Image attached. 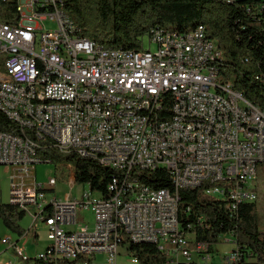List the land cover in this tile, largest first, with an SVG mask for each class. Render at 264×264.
Instances as JSON below:
<instances>
[{
  "label": "built area",
  "instance_id": "built-area-1",
  "mask_svg": "<svg viewBox=\"0 0 264 264\" xmlns=\"http://www.w3.org/2000/svg\"><path fill=\"white\" fill-rule=\"evenodd\" d=\"M68 1L17 0L15 19H0V109L26 132V138L0 133V165L13 168L8 204L29 214L28 233L39 224L46 230L50 244L36 258L94 264L103 254L105 264H117L123 241L130 240L157 245L167 257L165 264H197L194 255L210 263L209 246L181 233L178 191L220 182L206 188V194L234 210L257 202L264 110L230 80H220L212 54L221 52L203 29L188 36L156 29L148 36V50L143 42L139 51L97 48L76 33L66 12ZM49 20L56 30L45 28ZM31 56L42 59V78H34ZM168 95L174 101L172 114L160 120ZM52 98L73 100V108L42 117L45 101ZM120 108H127V115H120ZM137 108H148V115H137ZM42 144L118 166L126 178L113 180L109 197L90 190L80 200L50 199L57 179L45 189L33 173L44 163L38 155ZM135 169H165L176 192L131 180ZM80 210L92 212L93 231L89 223L67 229L77 225ZM18 243L0 237L1 245L28 260ZM225 258L226 264L239 260L234 251ZM131 263L137 264V258L132 256Z\"/></svg>",
  "mask_w": 264,
  "mask_h": 264
},
{
  "label": "trees",
  "instance_id": "trees-1",
  "mask_svg": "<svg viewBox=\"0 0 264 264\" xmlns=\"http://www.w3.org/2000/svg\"><path fill=\"white\" fill-rule=\"evenodd\" d=\"M17 0H0V19H15ZM66 12L78 27L76 33L104 49L139 51L142 42L152 31L165 29L177 33L202 28L214 41L219 57L214 62L221 81L230 80L233 88L245 99L264 110V1L263 0H69ZM160 120L171 117L173 98H163ZM25 137L23 131L0 109V133ZM45 146L46 144H42ZM38 155L44 163L71 165L75 183L87 184L93 192L109 197V186L115 179H124L116 169L76 152L60 153L52 144L39 147ZM264 167V164H262ZM131 180L154 190L176 192L171 174L165 169L139 171ZM124 180H121L123 182ZM207 184L198 189L178 191L181 233L213 248L221 237L233 235L234 252L246 264L255 260L264 264V231L259 227L257 202L239 204L234 210L228 202L206 194ZM26 213L8 203H0V220L9 231L23 236L20 222ZM130 242L131 256L139 264H165L167 257L157 245ZM28 264H58L51 260Z\"/></svg>",
  "mask_w": 264,
  "mask_h": 264
},
{
  "label": "rangeland",
  "instance_id": "rangeland-1",
  "mask_svg": "<svg viewBox=\"0 0 264 264\" xmlns=\"http://www.w3.org/2000/svg\"><path fill=\"white\" fill-rule=\"evenodd\" d=\"M44 26L47 30H56L58 28V25L50 20L45 22ZM143 47L145 50L150 48L148 36H146L143 41ZM154 49L155 47L152 45V50ZM33 173L35 175L36 181L39 184H43L45 189H50V187H47V185L51 179H57V186L54 188L55 192L48 193V198L50 199L55 197L60 200H66L68 197H70L72 200H80L82 199L84 193L90 192L91 190L90 186L87 184L75 183V185L71 187V176L73 171L71 165L68 164L60 163L58 165H54L51 163H41L35 166V171ZM12 175V167L0 165V203L7 204L10 201ZM254 186H256L258 193L257 206L259 214V227L262 228L264 226V167L262 165L258 167V178L257 181H255ZM93 195L95 196L96 192H94ZM81 211L82 210H80L78 214L77 225L67 229L76 231L89 223V228L91 231H93L95 228V222L92 212ZM31 223L32 219L29 214H27L26 217L19 223L26 234V236L21 240L22 236L9 231L7 228H5L3 222L0 220V237H9L13 242L19 240V247L25 251L27 257L33 262V259L39 254L43 253L50 243L48 242L46 230L42 224H37L38 226L28 233ZM228 236L229 238L227 239H230L231 243H233L231 235ZM130 247L131 243L127 242L125 249H121V255L117 259V264H132V253L129 251ZM218 247L221 248H219V252L214 250L211 255L213 261L210 264H226V258L224 256L225 254L231 253L233 244H219ZM194 258L198 260L197 264H205L204 261L200 260V258H198L196 255H194ZM106 259V255L98 254L94 264H105ZM3 261H14L18 264L29 263V261L24 260L22 256H20L19 252H11L8 247L0 244V262Z\"/></svg>",
  "mask_w": 264,
  "mask_h": 264
},
{
  "label": "bare ground",
  "instance_id": "bare-ground-1",
  "mask_svg": "<svg viewBox=\"0 0 264 264\" xmlns=\"http://www.w3.org/2000/svg\"><path fill=\"white\" fill-rule=\"evenodd\" d=\"M163 33H168V36H188L192 33H199L202 31V28H198L193 31H189L187 33H177L174 31H169L165 29H158ZM204 33V31H203ZM89 41V44L96 46L97 48H101L100 46L96 45L94 42ZM219 57L218 54H212V61ZM29 64L32 66L33 76L34 78H42L43 74V61L39 59V56H31L29 57ZM57 108H73V100L69 99H62V98H52L51 100L45 101V107H42V117L45 118H52V112H54ZM120 115H127V108H120ZM137 115H148V108H137ZM86 157V156H83ZM116 169L119 172V167L111 164H105Z\"/></svg>",
  "mask_w": 264,
  "mask_h": 264
},
{
  "label": "crops",
  "instance_id": "crops-1",
  "mask_svg": "<svg viewBox=\"0 0 264 264\" xmlns=\"http://www.w3.org/2000/svg\"><path fill=\"white\" fill-rule=\"evenodd\" d=\"M259 215V214H258ZM262 231H264V226L262 227V228H260ZM227 238H229V236H224V237H222L221 239H220V242L213 248V252H214V250H216V251H218L219 252V248H221V247H218L219 246V244L221 245V244H233V243H231V241H230V239H227ZM234 248H235V245H233V249L231 250V253L234 251ZM20 253V256H22V253L21 252H19ZM231 253H229V254H225V256H228V255H230ZM224 256V257H225ZM213 261V260H212ZM212 261L210 262V263H212ZM209 263V264H210ZM246 264H257L256 262H255V260H247L246 261Z\"/></svg>",
  "mask_w": 264,
  "mask_h": 264
}]
</instances>
